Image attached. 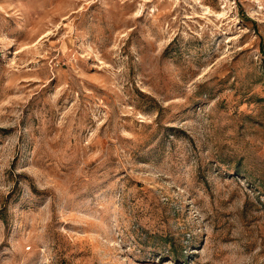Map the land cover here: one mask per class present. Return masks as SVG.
<instances>
[{
    "label": "rangeland",
    "instance_id": "1",
    "mask_svg": "<svg viewBox=\"0 0 264 264\" xmlns=\"http://www.w3.org/2000/svg\"><path fill=\"white\" fill-rule=\"evenodd\" d=\"M0 264H264V0H0Z\"/></svg>",
    "mask_w": 264,
    "mask_h": 264
}]
</instances>
